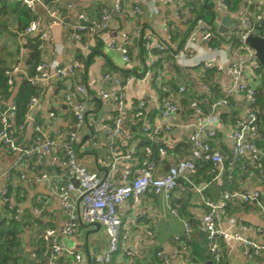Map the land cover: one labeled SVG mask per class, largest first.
Returning a JSON list of instances; mask_svg holds the SVG:
<instances>
[{
  "label": "built area",
  "instance_id": "built-area-1",
  "mask_svg": "<svg viewBox=\"0 0 264 264\" xmlns=\"http://www.w3.org/2000/svg\"><path fill=\"white\" fill-rule=\"evenodd\" d=\"M7 1H20L29 8L33 19L24 33L37 36L39 50L53 41V28L63 26L73 41H81L84 32L103 39L108 50L119 54L122 70L133 64L130 48L135 40L147 57L138 72L102 74L105 86L99 89L98 97L109 108L107 116L91 114L88 119L92 95L86 84L76 87L77 100L72 93L65 94L66 101L72 104L75 121L64 144H59L37 125L33 145H19L15 134L23 133L25 124L15 126L17 105L4 107L0 94V146L18 154L21 167L32 156L42 160L47 154L53 157L51 167L58 163L64 168L68 180L54 189L67 216L62 235H76L81 224H99L107 238V247L98 256L99 264H121L126 261L130 264H172L170 256L163 250L158 249L155 261L148 263L138 257L133 247L135 230L148 238L156 235V215L143 207L147 196L153 194L163 198L171 215L181 220L184 230L174 237V241L188 264H208L194 253L196 244H199L197 234L201 229L205 231L204 244L211 264H225L223 244L229 242L241 246L242 256L247 262L264 256L263 227L244 224L235 228L234 224L231 230L223 229L220 225L224 212L236 202L249 205L252 212L264 216V147L260 146V97L264 91V65L247 43L251 35L264 38V0H239L235 10L227 0H207V6L200 12L195 7L185 6L184 0H164L173 15L171 21L164 23L162 35L138 24L131 32L122 30L108 38L104 35L110 28L113 13L123 12L124 0H116L113 11L104 10L99 20L90 21L81 14L78 22L71 25L65 21L64 11L72 9L73 5L65 0H55L51 4H46L44 0ZM157 1L133 0L132 12L140 15L148 4V12L156 16ZM38 6L43 8L49 19L45 29L41 28L42 17L38 13ZM207 13L208 18L205 16ZM226 15L231 16L233 24L227 34H221L219 27ZM173 23L181 33L179 38L174 33L176 28ZM85 49L87 52L89 47ZM168 58L188 72L202 69L215 75H229L232 83L223 86L213 81L201 82V94L191 98L187 83L180 82L173 86V78H165L156 69ZM83 67L79 60L66 65L40 61L34 72L27 76V81L35 86L55 78L63 80L75 76ZM22 72L19 65L5 71L10 87ZM216 89L221 94L219 97L216 96ZM238 96L244 101V115L232 128L229 135L232 146L225 150L219 142L224 123L218 113L234 109ZM187 98L190 122H186L188 110L183 104ZM37 102V97H32L29 107ZM51 117H55V114L51 113ZM183 135L187 137V154L164 165L163 161L174 158L180 142L178 138ZM84 136H88V139L82 144ZM75 144H79V150ZM80 151L93 152L97 160L105 161L107 174L100 176L90 172L80 162ZM14 171L5 174L0 171V178L4 176L8 183L25 178L24 174L16 176ZM201 172L209 177L208 183L196 182ZM226 176L230 183L251 179L258 185L253 190L223 191L217 200L207 196L209 186ZM36 180L49 182L50 175L41 173L36 175ZM181 181L197 193L205 209L201 228H194L172 204ZM0 197L6 206V215L18 221L19 212L12 205L9 186L2 189ZM130 204L135 207L133 213L132 209H128ZM121 210L126 211L125 216ZM59 235L58 230L47 229L42 236L46 243H51L49 264H63L61 259L65 255L81 261L83 257L79 253L60 243Z\"/></svg>",
  "mask_w": 264,
  "mask_h": 264
},
{
  "label": "crops",
  "instance_id": "crops-1",
  "mask_svg": "<svg viewBox=\"0 0 264 264\" xmlns=\"http://www.w3.org/2000/svg\"><path fill=\"white\" fill-rule=\"evenodd\" d=\"M132 1L124 0V10L120 14L113 13L112 21L109 30L105 33V38L113 37L119 34L120 31L131 32L134 25H142L145 28H150L154 33L162 35L163 25L166 21L172 19V9L168 8L164 0L157 1L158 14L150 15L148 12L149 5L144 7V12L140 15H134L132 12ZM260 2L262 0H259ZM71 3L73 8L64 11L65 20H69V24L78 22V16L84 14L90 21L99 20L104 10L113 11L116 0H65ZM64 2V3H65ZM185 6L195 7L196 11L200 12L207 6V0H184ZM51 3H55L51 1ZM38 13L42 17L41 28L45 29L49 24L43 8L38 6ZM190 16V13L187 12ZM212 17V16H211ZM177 38H179L178 26L172 24ZM36 35L28 36L25 33H19L17 25L9 23L6 31L0 35V55L5 62V69H11L19 65L23 72L16 76L12 89V95L5 99L3 97V106L9 107L16 104V96L22 84L27 81V76L31 75V59L32 50L30 40ZM89 49L86 52L85 47ZM133 58V64L125 70L119 65V54L108 50L105 47L104 41L101 38L92 37L88 32L82 34L81 41H73L69 39V33L63 26H55L53 28V41L46 44L43 50H40V61H49L54 64L66 65L74 60H79L84 67L75 76L58 79L55 78L50 82H40L34 87L37 89L38 102L33 107H29V112L25 122L23 133L15 135L19 145L30 147L33 145L36 137V126L43 128L44 132L56 139L59 144H64L67 141L69 132L74 127V116L72 113V104L65 99V94L72 93L77 100L79 97L76 93V87L80 84H86L91 90L92 99L90 100L88 119L91 114L96 116H107L109 108L105 107L98 97L99 89L105 86L102 81V74L108 72L111 74L133 73L140 71L145 61L146 53L141 48L137 40L134 41L130 48ZM92 56L93 63L86 70V58ZM156 69L163 74L167 79L173 78L171 84L173 86L180 82L187 83L190 86V97L195 98L201 94L199 83L214 82L216 85L229 86L232 81L229 75L217 74L211 71L202 69H194L190 72L185 71L177 65L176 61L168 58L166 63L158 64ZM5 70V71H6ZM32 72V73H31ZM216 88V87H215ZM135 91V89L133 90ZM216 96L221 94L216 89ZM30 104V103H29ZM185 110L187 111L186 122L191 121L188 98L183 101ZM235 108L231 110H221L218 116L222 119L224 126L219 133V142L225 150H229L232 146V140L229 138L230 132L236 121L244 115V101L238 96L234 102ZM260 106L262 110L261 127L262 141L260 146L264 147V91L260 97ZM51 113L55 117H51ZM88 139V136L83 138L82 144ZM187 137L180 136V141L177 150L172 160H165L164 165H169L173 161L183 158L187 154L188 146L185 143ZM76 149H80L79 144H75ZM95 154L93 152H81L79 154L80 162L88 168L90 172L97 173L100 176L107 174V163L97 160L92 165L88 162V155ZM53 157L44 154L40 160L37 156H32L27 160L24 166H19L18 154L10 152L8 149L0 146V171L5 174L15 170L16 176L24 174V179L16 180L14 183H8L6 178H0V193L2 189L9 186L12 196V205L19 212V220L22 227V232L18 238L20 247L17 251L19 256L17 264H49V253L51 243H46L42 238L45 230L56 229L60 233V243L66 245L76 253H79L83 258L81 261L75 260L74 256L65 255L61 261L63 264H99L98 256L107 247V238L102 228L97 229L95 226L81 224L78 232L74 236H64L61 234L67 220L66 212L61 207L55 188L64 185L68 180L64 168L61 164L56 163L55 167H51ZM50 175L49 182H39L36 180V175L41 173ZM119 177V175H118ZM199 184L208 183L209 177L201 172L196 178ZM228 180V182H227ZM228 187H225L227 185ZM258 184L251 179H243L239 183H230L228 177H224L220 182H213L207 189L206 195L217 200L223 191L231 190H253ZM224 186V187H222ZM264 191V189H263ZM174 207L180 210L182 218L187 219L192 223L194 228H201L202 216L204 207L201 204L197 193L183 181L180 182L179 188L175 192L172 201ZM144 209L154 213L158 220L156 235L154 238H148L142 235L138 230L133 232V247L138 257L148 263L155 261V252L159 250L165 251L171 258L172 264H188L179 250V246L174 241V237L181 235L184 226L179 218L171 215L163 198L153 194L147 196ZM135 210L133 204L128 206ZM6 206L0 197V219L11 221L9 214L6 215ZM121 214L126 215L125 210H121ZM15 221V220H14ZM235 228L249 224L252 226H260L264 228V216L252 212L249 205L242 202L231 204L221 217L220 225L223 229L233 230ZM181 226V231L178 233L176 229ZM199 245V244H198ZM225 264H264V256L254 262H247L242 256V248L236 242L224 243ZM207 262L209 256L205 247L203 248ZM121 264H130L123 262ZM137 264V263H134Z\"/></svg>",
  "mask_w": 264,
  "mask_h": 264
},
{
  "label": "trees",
  "instance_id": "trees-1",
  "mask_svg": "<svg viewBox=\"0 0 264 264\" xmlns=\"http://www.w3.org/2000/svg\"><path fill=\"white\" fill-rule=\"evenodd\" d=\"M227 1L234 10L237 8L239 0ZM205 16L206 18H208L207 15ZM32 19L33 15L31 14L29 8L22 2L17 1L11 3L7 0H0V35H2L3 32L7 30L9 23L12 25L16 23L18 32L23 33L29 23L32 21ZM30 42H32V55L28 63L29 66H31V71L34 72L35 66L40 62V43L38 42L37 37H32ZM92 63V56H88L85 61L86 70L89 69ZM5 70V62L0 55V94L5 99H7L12 95V89L8 85L7 78L5 77ZM36 93L37 89L28 82H24L20 87L16 96V127L25 124L29 112L30 100L32 97L37 95ZM225 185H227V183ZM228 186L229 185L225 187ZM21 232L22 227L20 226V223H18L16 220L14 221V219H12L11 221H7L0 219V264L18 263L19 256H17V251L20 247V241L18 236ZM194 253L198 258L207 261L204 249L200 245L196 244L194 248Z\"/></svg>",
  "mask_w": 264,
  "mask_h": 264
},
{
  "label": "water",
  "instance_id": "water-1",
  "mask_svg": "<svg viewBox=\"0 0 264 264\" xmlns=\"http://www.w3.org/2000/svg\"><path fill=\"white\" fill-rule=\"evenodd\" d=\"M51 1H54V0H44L46 4L50 3ZM65 21L67 23L69 22L68 19H66ZM232 24H233V19L231 18V16L230 15L224 16L221 21V26L219 27V32L221 34H227ZM86 25L91 26L92 24H86ZM247 43L256 51L258 60L264 65V38L260 36L251 35L249 36ZM76 187H78L77 182H76ZM91 226H95L97 229L100 228L99 224H93ZM204 236H205V231L204 229H201L197 234V240H198L199 245L202 248L205 247ZM208 264H211V262H208Z\"/></svg>",
  "mask_w": 264,
  "mask_h": 264
},
{
  "label": "rangeland",
  "instance_id": "rangeland-1",
  "mask_svg": "<svg viewBox=\"0 0 264 264\" xmlns=\"http://www.w3.org/2000/svg\"><path fill=\"white\" fill-rule=\"evenodd\" d=\"M205 15H206V14H205ZM207 16H208V14H207ZM213 28H215V26H213ZM219 38H221L222 40H225L224 37H220V36H219ZM93 163H95V156H94L93 154H90V155H88V162H87L86 164H90V165H92ZM176 231H177L178 233H180V231H181V226H178V228L176 229Z\"/></svg>",
  "mask_w": 264,
  "mask_h": 264
}]
</instances>
